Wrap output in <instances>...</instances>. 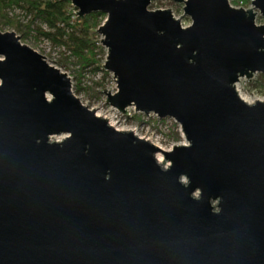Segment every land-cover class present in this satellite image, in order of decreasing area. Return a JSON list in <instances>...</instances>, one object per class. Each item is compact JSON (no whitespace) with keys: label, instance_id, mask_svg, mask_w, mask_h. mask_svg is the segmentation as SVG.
Instances as JSON below:
<instances>
[{"label":"water","instance_id":"water-1","mask_svg":"<svg viewBox=\"0 0 264 264\" xmlns=\"http://www.w3.org/2000/svg\"><path fill=\"white\" fill-rule=\"evenodd\" d=\"M68 1L106 17L105 104L173 119L186 144L115 130L0 31V264H264V103L235 89L264 77V0H171L187 27L153 0Z\"/></svg>","mask_w":264,"mask_h":264},{"label":"rangeland","instance_id":"rangeland-1","mask_svg":"<svg viewBox=\"0 0 264 264\" xmlns=\"http://www.w3.org/2000/svg\"><path fill=\"white\" fill-rule=\"evenodd\" d=\"M228 1L234 8H243L245 10L252 8L251 4L248 7H240L234 6L231 4L230 0ZM168 9L171 10L175 19H180L182 27H187L191 24L190 18L183 15V4H176L171 0H153L149 6V10L151 11ZM255 12L257 13L255 24L263 25L264 18L260 16L258 11L255 10ZM8 16L15 18L22 25L28 24L30 20V16L24 10L20 9L14 10L9 13ZM104 20L106 21V17H104L99 26L103 24ZM37 27L46 30L45 27L41 26L39 21H35L31 27L32 33L27 37H21V34L16 33L15 30L10 27L0 26V31L3 33L14 32L15 35L19 37L22 45L31 48L33 51L43 56L48 65L59 70L63 74L65 73L70 80L72 93L79 99L81 104L94 111L95 115H99L100 117L106 115L107 118L116 120L115 122H117V124H114L115 122H109L113 128L115 127L121 130V132H127L125 130L133 129L137 136L143 139H150V144L153 143V145L165 152L171 151L174 146L186 144L184 138L178 133L177 126L172 121L163 119L158 122L156 119L150 118L148 123L145 124L144 117H142L140 113H136L133 108L128 109V115H123L111 110L110 107L105 104V93H108V91L109 93L116 92V82L112 74L102 69V65L105 63L107 57V50L101 45L100 39H102V37L98 33L97 46H99L101 50L97 51L98 55L96 59L101 67L99 70L95 71L92 67L82 69L77 65L76 59L66 47L52 44V42L45 38L37 36L35 32ZM261 76V74H254L249 80L244 78L239 79L238 83L235 85L237 94L253 101V103L255 100H264V91L256 86L260 83L259 79ZM104 89H106L105 93L103 92ZM176 137H178L177 141ZM159 165L163 169L168 167V163L167 166L162 163H159ZM195 197H197L196 194ZM213 206L216 207V203H214Z\"/></svg>","mask_w":264,"mask_h":264},{"label":"trees","instance_id":"trees-1","mask_svg":"<svg viewBox=\"0 0 264 264\" xmlns=\"http://www.w3.org/2000/svg\"><path fill=\"white\" fill-rule=\"evenodd\" d=\"M234 6L248 7L251 0H230ZM16 9L24 10L29 16L28 24L22 25L9 13ZM71 3L68 0H0V26L10 27L21 37L32 33V25L39 21L46 30L37 27V36L43 37L52 44L66 47L82 69L92 67L95 71L101 65L96 59L97 28L105 15L92 13L84 17H75ZM256 86L264 91V77ZM178 137H176V141Z\"/></svg>","mask_w":264,"mask_h":264},{"label":"bare ground","instance_id":"bare-ground-1","mask_svg":"<svg viewBox=\"0 0 264 264\" xmlns=\"http://www.w3.org/2000/svg\"><path fill=\"white\" fill-rule=\"evenodd\" d=\"M238 83V82H237ZM236 83V84H237ZM235 84V85H236ZM240 98L245 102V103H247V104H252L253 103V101H251V100H248V99H246L245 97H243V96H241L240 95ZM256 101H261L262 103H264V100H255L254 102H256ZM97 117H99V118H104L105 120H107L106 122H107V124H109V122H111L112 121V119L111 118H107L106 117V115L104 116V117H100L99 115H96ZM116 121V120H115ZM112 123V122H111ZM109 126H111L112 127V125L111 124H109ZM113 128V127H112ZM115 128V127H114ZM115 130H117V131H120L121 132V130H118V129H116L115 128ZM125 131H127V132H132V134L134 135V136H137L136 134H134V132H133V130H125ZM139 139H142V140H144V141H147V142H149V143H151V141H150V139H143L142 137H138ZM153 144V143H152ZM155 146V145H154ZM155 147H157V146H155ZM157 148H159V147H157ZM160 149V148H159ZM161 150V149H160ZM155 158H156V161H157V163L159 164V163H162V164H164L165 166H167V163H164V161H163V155L161 154V153H157L156 155H155Z\"/></svg>","mask_w":264,"mask_h":264},{"label":"built area","instance_id":"built-area-1","mask_svg":"<svg viewBox=\"0 0 264 264\" xmlns=\"http://www.w3.org/2000/svg\"><path fill=\"white\" fill-rule=\"evenodd\" d=\"M71 6H72V5H71ZM73 8H74V7L72 6V9H73ZM74 9H75V8H74ZM75 12H77V11H76V10H73V13H74L75 17H78V16L75 14ZM46 40H47V39H46ZM110 109L116 111L115 109H112L111 107H110ZM128 109H130V108H128ZM133 110H134V109H133ZM134 111H135V110H134ZM116 112H117V111H116ZM127 112L129 113V110H127ZM117 113H119V112H117ZM127 115H128V114H127ZM141 115H142V117H144V123H145V124L148 123V120H149L150 118H152V119H156L158 122H159L160 120H163V119H159V118H158L155 114H153V113H150L149 115H144V114H141ZM164 120L172 121V122L177 126V131H178V133L181 135V137H183L179 125L176 124L175 121H174L173 119L165 118ZM111 122H115V120L112 119ZM114 124H117V122H115ZM131 130H133V129H131ZM133 132H134V134H136L134 130H133ZM137 137H139V136H137Z\"/></svg>","mask_w":264,"mask_h":264}]
</instances>
